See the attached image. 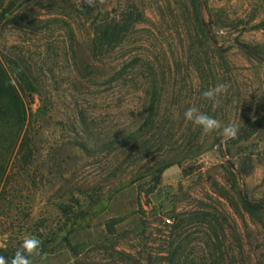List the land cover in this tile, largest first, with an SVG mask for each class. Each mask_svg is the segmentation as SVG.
<instances>
[{
    "label": "rangeland",
    "instance_id": "374dc122",
    "mask_svg": "<svg viewBox=\"0 0 264 264\" xmlns=\"http://www.w3.org/2000/svg\"><path fill=\"white\" fill-rule=\"evenodd\" d=\"M88 1L0 0V58L36 88L0 256L31 236L46 248L33 264H264V0H100L136 22L97 58ZM219 83L214 107L201 93ZM189 106L221 129L186 122Z\"/></svg>",
    "mask_w": 264,
    "mask_h": 264
},
{
    "label": "trees",
    "instance_id": "16d2710c",
    "mask_svg": "<svg viewBox=\"0 0 264 264\" xmlns=\"http://www.w3.org/2000/svg\"><path fill=\"white\" fill-rule=\"evenodd\" d=\"M82 6L92 28L90 52L96 58L116 49L136 22L132 10L123 13V16L111 17L100 0L88 1ZM35 92L36 88L26 73L16 66L10 70L0 58V206L11 171L27 168L35 156L36 135L31 129L29 103V97ZM82 148L89 150L85 145ZM172 163V160L163 159L147 174H152L158 180V176ZM244 205L250 212L257 209L251 203ZM210 224L213 228L212 222Z\"/></svg>",
    "mask_w": 264,
    "mask_h": 264
},
{
    "label": "clouds",
    "instance_id": "9594fccd",
    "mask_svg": "<svg viewBox=\"0 0 264 264\" xmlns=\"http://www.w3.org/2000/svg\"><path fill=\"white\" fill-rule=\"evenodd\" d=\"M228 85L224 83L216 84L214 87L208 88L201 93L203 99L211 101L213 106L219 105V97L226 93ZM183 119L191 122L204 134H209L217 129H221V123L217 119L199 111L196 106H189L183 112ZM238 130L235 126L229 124L222 128V136L225 140L236 138ZM42 251V241L36 237L26 236L21 244V249L16 251L11 261H7L5 257L0 256V264H33L31 257L33 254H39Z\"/></svg>",
    "mask_w": 264,
    "mask_h": 264
},
{
    "label": "water",
    "instance_id": "95a60500",
    "mask_svg": "<svg viewBox=\"0 0 264 264\" xmlns=\"http://www.w3.org/2000/svg\"><path fill=\"white\" fill-rule=\"evenodd\" d=\"M238 45L240 47H242L243 49H245L246 51H248L251 55H253L255 58L263 61V59L258 55L256 54L254 51H252L250 48H248L247 46H245L244 44L242 43H238ZM40 240V239H39ZM46 254V248H45V245H44V242L42 241V251L39 252V257H43L44 255Z\"/></svg>",
    "mask_w": 264,
    "mask_h": 264
}]
</instances>
